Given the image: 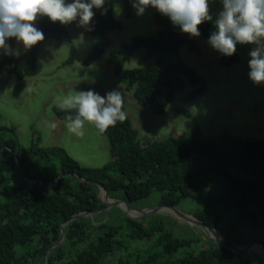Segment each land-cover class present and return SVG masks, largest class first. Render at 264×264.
I'll use <instances>...</instances> for the list:
<instances>
[{"label":"trees","instance_id":"1","mask_svg":"<svg viewBox=\"0 0 264 264\" xmlns=\"http://www.w3.org/2000/svg\"><path fill=\"white\" fill-rule=\"evenodd\" d=\"M116 1L105 0L103 14L93 8L94 22L89 32L97 36V42L84 63L96 60L103 53L109 41L108 30L122 29V24L113 17ZM119 1L128 15L132 0ZM36 21L45 39L70 41L67 28L59 21L53 22L47 16H38ZM153 22L159 26L155 35L132 37L112 50L106 63L139 104H147L154 114L161 115L186 82L195 86L188 99L202 95L205 86L183 61L179 50L187 45L189 50L197 52L194 38L182 33L156 9ZM197 27L206 42L215 30L210 21ZM43 41L18 56L3 54L0 75L11 73L18 79L31 75ZM7 43L14 48L16 40L8 38ZM140 48L144 49L146 58L154 56L153 63L122 70V61L130 60ZM74 57L75 48L71 45L64 62L69 63ZM238 60L237 49L231 56L220 54L224 66ZM52 109L59 119L67 114L58 110L56 104ZM180 111L188 114L186 110ZM13 130L0 125V264H40L44 258L48 264H103L109 254L124 246L125 238L147 239L152 245L144 256L129 253L128 261L119 260L117 264H255V259L261 264L264 261L257 254L229 251L210 238L201 247L199 235L178 236L166 224H171L170 216L155 214L134 219L124 215L113 220L109 213L103 220L105 204L98 188L102 185L109 198H123L127 204L157 191L158 204L178 205L183 199L196 198V193L217 182L220 187H227L226 192L213 195L217 206L232 207L238 215L252 219L253 225L264 227V140L240 138L226 129L204 135L195 128L188 141L167 136L146 139L144 145L139 130L126 115L124 121L109 126L103 133L109 141V160L102 166L90 167L81 165L60 146L41 145L38 134L28 145H22L13 136ZM21 176L42 182L29 184ZM84 211L91 212L93 219L79 215L70 220ZM193 215L217 228L218 215L203 211ZM64 221H68L63 227L64 240L59 243L60 225ZM193 243L197 245L195 248L191 246ZM232 243L242 244V241L236 238Z\"/></svg>","mask_w":264,"mask_h":264},{"label":"rangeland","instance_id":"2","mask_svg":"<svg viewBox=\"0 0 264 264\" xmlns=\"http://www.w3.org/2000/svg\"><path fill=\"white\" fill-rule=\"evenodd\" d=\"M70 2L72 0H66V3ZM209 8L214 21L216 14L222 10L221 0H209ZM154 12L155 8L149 6L142 15H137L131 3L130 12L127 15L121 1H116L113 17L122 24V29L108 30L109 41L103 53L89 63H84V60L97 42V36L79 26L76 21L64 24L70 41L65 38L56 40L47 37L41 43L35 69L31 75H24L20 79L11 73L0 75V125L13 127V136L22 145H28L38 134L41 145L60 146L81 165L102 166L110 158L107 136L89 122H85L83 136L70 133L66 127L67 121L59 119L52 107L57 103L58 98L73 94L74 91L92 89L104 96L106 92L115 89L122 92L124 99L122 110L131 119L133 126L139 130L141 142L144 145L146 139L167 136L188 141L195 128L204 135L226 129L240 138L264 140V83L254 84L248 77V60L251 58L249 52L255 47L254 44L237 43L239 60L224 66L220 63V53L212 49L200 33L199 37H193L199 48L197 52L189 50L187 45H182L179 50L183 61L195 71L204 84L203 94L188 99V94L195 86L186 82L184 88L175 93L173 100L168 103L165 112L161 115L154 114L149 105L139 104L134 99L132 91L126 89L119 76L114 74L112 67L107 65L106 59L112 50L122 43L129 42L134 36L155 35L159 26L153 22ZM213 21L210 22L213 23ZM93 22L94 17L90 25ZM33 23L38 28L37 21ZM71 45L75 48V57L71 62L65 63L70 54ZM14 48L19 49L20 52L24 51L22 42L15 43ZM2 55L0 50V58ZM153 61L154 56L146 58L144 49L140 48L130 60L122 61V70L151 64ZM180 109L186 110L188 114H184ZM226 190V186L220 187L217 182H213L210 187L196 193V198L183 199L175 206L194 218L193 214L196 211L218 215L219 223L215 229L229 242L238 238L242 241V244L238 245L252 241L263 243L262 224L255 226L252 219L238 215L234 208L216 205L213 195ZM158 195L157 191H152L148 197L128 205L131 208H142L147 211L158 205ZM99 196H103L101 187ZM105 212L103 220H106L109 213L113 220L114 218L122 219L124 215L128 216L118 206H112ZM155 214L170 216L171 224H166L171 225L178 236L193 237L195 234L201 236L200 246H204V240L208 237L200 226L189 224L166 211L150 213L143 219ZM87 217L93 219L92 213H89ZM206 233L212 236L209 231ZM150 245L152 243L147 239L132 241L125 238L124 246L109 254L103 264H117L119 260L128 261L129 253H140L144 256L150 249ZM191 246L195 248L197 245L193 243ZM27 248L29 249L30 246ZM249 254L257 253L250 251ZM254 263L260 264L256 259ZM40 264H48V261L44 258V262L40 261ZM261 264H264V261Z\"/></svg>","mask_w":264,"mask_h":264},{"label":"clouds","instance_id":"3","mask_svg":"<svg viewBox=\"0 0 264 264\" xmlns=\"http://www.w3.org/2000/svg\"><path fill=\"white\" fill-rule=\"evenodd\" d=\"M222 10L210 14L209 0H132L137 15H142L151 6L167 16L182 33L199 37L198 25L213 21L215 30L207 43L224 56L236 52L237 43L254 44L249 52L248 77L254 84L264 83V0H221ZM105 0H0V50L2 54L18 56L20 50L6 43L8 38L22 42L28 51L37 42L43 41L42 30L34 25L38 16H47L51 21L69 24L76 21L79 26L91 31L90 22L95 13L93 8L103 12ZM124 99L121 91L110 90L104 96L92 89L74 91L60 97L56 107L66 112L64 119L70 133L84 135L85 122L104 133L109 126L126 119L122 110ZM55 127V125H53Z\"/></svg>","mask_w":264,"mask_h":264},{"label":"water","instance_id":"4","mask_svg":"<svg viewBox=\"0 0 264 264\" xmlns=\"http://www.w3.org/2000/svg\"><path fill=\"white\" fill-rule=\"evenodd\" d=\"M15 161H16V165H17V170L19 171V162L18 160L15 158ZM22 177V176H21ZM22 179L29 183V184H34V183H41L42 181L40 179H37V180H28L24 177H22ZM102 189H103V196L101 197V200L102 202L105 204L103 210H108V208H111L112 206H118L119 208H121L130 218H134V219H141L143 218L144 216H147L149 215L150 213H157L160 211V209L162 207H167V208H170L171 209V214L174 215L175 217L178 216L180 217L181 219L187 221L189 224H196L198 226H200L203 230V232L206 234V236L210 239H212L214 242H216L218 245L226 248L227 250L229 251H232V252H235V253H249V247L256 243L258 245H260V249H258L257 251H255L257 254H259L262 259L264 260V244L262 242H258V241H252V242H249L247 244H243V245H238V244H235V243H232V242H229L227 241L221 234H220V237H217V238H214L212 236H209L205 229H209L211 231H217V229L215 228H211L209 225L205 224L204 222H202L201 220H199L198 218H194L192 215H189V214H186V213H183L181 212L175 205H170V204H158L157 206H155L154 208L152 209H149V210H143L142 208L140 209H137V208H131L127 202L125 201V199L123 198H118V199H115V200H112V201H107L109 198L107 196V192H106V189L102 186V185H99ZM46 187H50L48 185H46ZM99 187V189H100ZM122 203L124 205H122ZM131 210H135V211H138L140 212L139 215H132L130 213ZM89 213V211H84V212H80L78 214H75L73 216H71L70 220L76 218L77 216L79 215H84V216H87ZM189 216H192L193 219L189 218ZM68 221H64L61 225H60V237L57 239V242H60L61 240L64 239V231H63V227L65 224H67Z\"/></svg>","mask_w":264,"mask_h":264},{"label":"bare ground","instance_id":"5","mask_svg":"<svg viewBox=\"0 0 264 264\" xmlns=\"http://www.w3.org/2000/svg\"><path fill=\"white\" fill-rule=\"evenodd\" d=\"M107 201H112V200H111V199H108ZM160 211L170 212L171 209H170V208H167V207H162V209H160ZM130 213H131L132 215H138L139 212H137V211H135V210H131ZM190 217H192V216H190ZM192 218H193V217H192ZM187 223H188V222H187ZM196 226H197V225H196ZM205 230H206V231H209V232H210L209 234H211V235H212L213 237H215V238L220 237V233H219L218 231H211V230H209V229H205ZM252 245L257 246L258 248L250 246V247H249V251H257L258 249H260V245H257V244H252Z\"/></svg>","mask_w":264,"mask_h":264}]
</instances>
